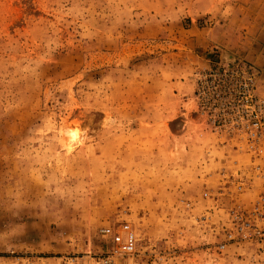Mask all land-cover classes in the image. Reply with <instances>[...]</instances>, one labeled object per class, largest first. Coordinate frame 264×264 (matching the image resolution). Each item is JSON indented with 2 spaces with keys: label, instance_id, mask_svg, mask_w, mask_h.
<instances>
[{
  "label": "rangeland",
  "instance_id": "374dc122",
  "mask_svg": "<svg viewBox=\"0 0 264 264\" xmlns=\"http://www.w3.org/2000/svg\"><path fill=\"white\" fill-rule=\"evenodd\" d=\"M222 71L264 100V0H0V264H99L123 220L138 253L114 264L264 260L218 255L202 199L237 158L200 107Z\"/></svg>",
  "mask_w": 264,
  "mask_h": 264
},
{
  "label": "built area",
  "instance_id": "2783aa9c",
  "mask_svg": "<svg viewBox=\"0 0 264 264\" xmlns=\"http://www.w3.org/2000/svg\"><path fill=\"white\" fill-rule=\"evenodd\" d=\"M208 76L200 82V107L213 114L214 133L224 139L218 147L232 145L237 156L231 167L220 170L219 187L202 193V199L211 204L207 215L224 211L225 219L209 228L216 238L218 234L222 237L215 252L222 255L236 247L251 249L259 257L264 255V100L256 95L254 74L249 71L239 77L230 71ZM257 182L261 190L253 198L247 197ZM209 220L204 215L200 222ZM100 235L109 242L110 250L99 264H114L115 259L138 253L136 232L127 221L103 226ZM59 260L60 264H78L75 258ZM260 260L257 264H264Z\"/></svg>",
  "mask_w": 264,
  "mask_h": 264
},
{
  "label": "crops",
  "instance_id": "0c3cea01",
  "mask_svg": "<svg viewBox=\"0 0 264 264\" xmlns=\"http://www.w3.org/2000/svg\"><path fill=\"white\" fill-rule=\"evenodd\" d=\"M259 94L261 95V96H264V84H263V87L261 86V89H260V91H259ZM201 125V124H200ZM207 133V132H206ZM179 138H181V139H186V138H188V137H191V135H190V133H189V127H186V126H184V128H183V131L181 132V134L178 136ZM206 138L207 139H210V144H212L213 146H212V148H213V151H217V149L215 148V144H213V140H215V136H214V139H213V137H212V135L209 137V135H207L206 137H205V135H204V133L203 132H200V146H206L204 143H205V141H206ZM211 149H208V152H209V154H210V151ZM208 152H207V154H208ZM229 156H235L233 153H231V155H229ZM214 163H217V161H216V159H214ZM209 166H210V164H209ZM200 168L201 169H203V166H202V164L200 165Z\"/></svg>",
  "mask_w": 264,
  "mask_h": 264
}]
</instances>
